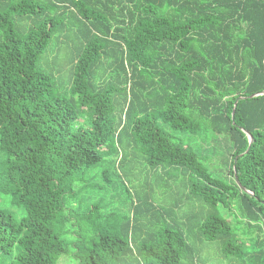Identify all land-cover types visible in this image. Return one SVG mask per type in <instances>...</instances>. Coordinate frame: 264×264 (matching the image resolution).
<instances>
[{"label":"trees","instance_id":"16d2710c","mask_svg":"<svg viewBox=\"0 0 264 264\" xmlns=\"http://www.w3.org/2000/svg\"><path fill=\"white\" fill-rule=\"evenodd\" d=\"M0 196L7 264H264V0H0Z\"/></svg>","mask_w":264,"mask_h":264},{"label":"rangeland","instance_id":"374dc122","mask_svg":"<svg viewBox=\"0 0 264 264\" xmlns=\"http://www.w3.org/2000/svg\"><path fill=\"white\" fill-rule=\"evenodd\" d=\"M81 121V119H79V122ZM211 162V168L216 172V173H219V174H222L221 173V169H224L222 167V163L221 162H217L215 160H210ZM114 193V192H112ZM110 198H113V200H111ZM108 200H111L112 204H110V207L111 208H118L120 209L121 207H126V200H125V197L122 195V196H115L113 197L112 195L109 196ZM0 207H9V203L3 199V197L0 196ZM213 250V249H212ZM206 257L209 258V264H222V261L220 259H217V258H213L215 256V252H213L211 254V251L208 250L206 252ZM8 261V257L7 256H0V264H7L6 262ZM226 264V262H225Z\"/></svg>","mask_w":264,"mask_h":264},{"label":"water","instance_id":"95a60500","mask_svg":"<svg viewBox=\"0 0 264 264\" xmlns=\"http://www.w3.org/2000/svg\"><path fill=\"white\" fill-rule=\"evenodd\" d=\"M255 95H256V94L252 95V97L255 96ZM248 135H249L250 138H252V136L250 135V133H248Z\"/></svg>","mask_w":264,"mask_h":264}]
</instances>
